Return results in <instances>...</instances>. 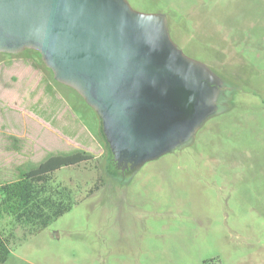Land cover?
Returning <instances> with one entry per match:
<instances>
[{"label":"rangeland","instance_id":"1","mask_svg":"<svg viewBox=\"0 0 264 264\" xmlns=\"http://www.w3.org/2000/svg\"><path fill=\"white\" fill-rule=\"evenodd\" d=\"M127 1L164 13L183 53L231 90L191 142L122 177L82 96L38 51L0 52V184L48 153L100 159L55 171L76 202L37 233L14 227L2 264H264V0Z\"/></svg>","mask_w":264,"mask_h":264},{"label":"water","instance_id":"2","mask_svg":"<svg viewBox=\"0 0 264 264\" xmlns=\"http://www.w3.org/2000/svg\"><path fill=\"white\" fill-rule=\"evenodd\" d=\"M24 49L95 110L115 155L138 163L179 147V127L188 139L217 112L193 121L198 96L220 78L183 53L164 13L127 0H0V52Z\"/></svg>","mask_w":264,"mask_h":264},{"label":"trees","instance_id":"3","mask_svg":"<svg viewBox=\"0 0 264 264\" xmlns=\"http://www.w3.org/2000/svg\"><path fill=\"white\" fill-rule=\"evenodd\" d=\"M99 163V157L83 149L48 153L35 165L18 170L16 179L0 184V223L8 217L13 226L10 232L0 230V264L9 255L14 227L23 231V237L37 233L68 212L76 202L73 189L55 181V171L72 166L97 170Z\"/></svg>","mask_w":264,"mask_h":264},{"label":"flooded vegetation","instance_id":"4","mask_svg":"<svg viewBox=\"0 0 264 264\" xmlns=\"http://www.w3.org/2000/svg\"><path fill=\"white\" fill-rule=\"evenodd\" d=\"M167 23H168V19H167ZM204 65H206V64H204ZM206 66L209 67L208 65H206ZM215 75H217V74L215 73ZM218 77L221 80V84H222L221 86H215V85L209 84V85L205 86L204 92H201L202 90L200 91L201 94L198 96V98L196 100V104H195V107H194V110L192 113V117L194 118L193 121H195L201 117H204L207 114V112L209 111V109L211 108V106H213V105L217 108L216 111H219L221 109L220 104L225 100V97L227 96V93L231 90V87L220 76H218ZM99 119H100V117H99ZM205 119L201 122L200 126L205 121ZM181 127L178 128V137L180 140L182 138L184 141L180 144L179 147L191 142L196 131L199 128L198 127L194 131L193 135H191L188 139H185L186 135L188 134L189 128L187 127L185 130H183ZM100 134L103 137V142L105 143L106 151H107L109 157L112 159V162L114 163L115 168L117 170V171L113 172V174H116V176L117 175L122 176V177L128 176L132 172H134V170L138 166H140L141 164L144 163V162L138 163V159L135 156H130L127 152H122L120 154L115 155V152H113V150L110 146V143L107 139V136L105 135V133L103 131L101 119H100Z\"/></svg>","mask_w":264,"mask_h":264}]
</instances>
